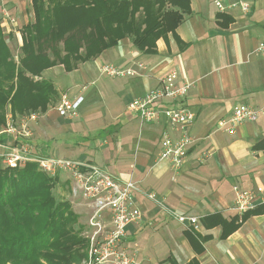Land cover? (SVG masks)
Segmentation results:
<instances>
[{"label":"crops","instance_id":"1","mask_svg":"<svg viewBox=\"0 0 264 264\" xmlns=\"http://www.w3.org/2000/svg\"><path fill=\"white\" fill-rule=\"evenodd\" d=\"M243 1L249 5L247 13L238 8L218 11L212 0H188L186 12L180 7L184 0L179 6L166 3L165 10H178L182 18L174 30L155 41L152 53L138 50L131 37H124L71 71L62 65L43 71L56 72L62 66L67 77L53 107H48L39 123H31L38 130L32 139L33 151L87 161L120 182H137L139 190L132 193V205L141 219L126 228L124 244L137 250L140 264H162L169 255L178 264L193 257L199 264H264V114L239 123L233 134L218 125L237 104L264 105V52L257 50L264 41V0ZM4 6L15 20L8 24L7 33L21 32L34 21L32 0H5ZM138 61L145 68L137 66ZM103 63L131 67L135 74L104 78L99 72ZM171 70L180 81L192 82L177 104L195 113L187 129L193 142L179 171L158 159L160 138L167 129L164 120L141 122L125 112L129 101L154 88ZM62 93L84 97L78 117L57 115L55 105ZM119 115L126 117V125L120 127L116 122ZM95 133L104 136L98 146L90 142ZM55 180L54 189L61 195L78 197L73 209L91 211L86 200L73 194L68 173L59 171ZM235 185L262 188L254 209L244 216L233 210ZM149 191L156 193L165 209L145 196ZM167 210L199 217V227L178 222ZM216 213L226 221L235 219L238 227L222 237L220 224L202 222L203 217ZM104 225H110L106 212ZM186 231L203 238L201 252L194 251ZM164 253L153 261V255Z\"/></svg>","mask_w":264,"mask_h":264},{"label":"trees","instance_id":"2","mask_svg":"<svg viewBox=\"0 0 264 264\" xmlns=\"http://www.w3.org/2000/svg\"><path fill=\"white\" fill-rule=\"evenodd\" d=\"M179 1L32 0L34 21L22 27L17 67L0 28V124L6 109L13 117L48 109L57 92L43 77L45 69L62 65L71 71L124 37L152 53L155 41L182 18L165 4L179 6ZM184 1L182 12L189 9ZM55 183L34 162L0 167V264H74L87 257L86 240L74 228L76 214L67 200L55 198ZM208 220L221 225L222 237L239 225L217 213L202 218L205 225ZM184 235L195 252L202 251V237L191 231ZM162 264L178 263L169 255ZM185 264L199 262L193 257Z\"/></svg>","mask_w":264,"mask_h":264},{"label":"built area","instance_id":"3","mask_svg":"<svg viewBox=\"0 0 264 264\" xmlns=\"http://www.w3.org/2000/svg\"><path fill=\"white\" fill-rule=\"evenodd\" d=\"M212 2L218 11L238 8L243 13H247L250 9L248 3L243 0H212ZM4 3L5 0H0V13L4 22L9 21L14 24L15 20L9 16ZM257 50L264 52V41L258 43ZM136 64L145 68L142 62L138 61ZM99 72L111 78L135 74L131 67H121L112 63L101 64ZM191 86L192 82L180 81L176 71H168L154 88L133 98L125 109L128 116L136 117L141 122L164 120L167 129L160 138L158 159L169 162L174 171H179L182 167L185 154L193 142L187 129L194 120L195 113L191 108L177 104ZM83 98L82 95L69 97L67 93H62L55 105L57 115L68 119L78 117ZM261 114H264V105L254 107L240 103L235 105L229 117L219 121L218 125L228 134H233L239 123L253 121ZM37 117L38 112L16 117L7 113L0 134L9 136L11 143L6 145L0 142L2 164L15 168L27 162H34L40 170L50 175L59 171L68 173L73 184V194L86 200L91 208L87 221L90 230L89 248L87 261L84 264H140L137 250H131L124 244L126 228L141 219L140 211L132 205V193L139 190L137 182L132 180L120 182L105 169L87 161L35 153L30 142V124ZM232 190L235 195L233 210L241 216L255 207L256 197L262 188L257 187L252 190L235 185ZM144 194L163 207L155 192L149 191ZM167 211L178 222L187 223L195 229L199 227V217ZM105 212L109 218L108 227L104 225Z\"/></svg>","mask_w":264,"mask_h":264},{"label":"rangeland","instance_id":"4","mask_svg":"<svg viewBox=\"0 0 264 264\" xmlns=\"http://www.w3.org/2000/svg\"><path fill=\"white\" fill-rule=\"evenodd\" d=\"M9 23H10L9 21H5L4 22V19H3L2 15H1V13H0V28H1L2 32H3L4 41H5L6 45L8 46V48L10 50V53H11V57L13 58V61L15 63V66L17 67L20 64L19 58L21 56V50H20V46L22 44V40L20 38V35H21L20 33L21 32H18L17 31L18 29H16V30H14L15 31L14 33H12V31H10L9 33H7V31L10 29L9 26H8ZM42 75H43L44 78L49 79L53 83V85L55 87V90L57 92L56 97L54 98V100L49 105V108H50V107H53V105L57 101V98H58L59 94L62 92V90H63L62 89V87H63L62 86L63 85L62 83L63 82H66L65 78L67 77L66 76L67 74L64 72L62 66H59L58 67V71H56V72H45L44 74L42 72ZM104 78H107V77L104 76ZM8 112L9 111L6 109L5 110L4 119H6V115H7ZM79 114H80V111H79ZM42 117H43V113H39L38 112V117L33 122H31V123H34V124L39 123L40 120L42 119ZM116 122L119 123L120 127L127 124L126 117L125 116H122V115L121 116L119 115L117 117ZM4 124H5V122L2 125L0 124V131L3 129ZM30 129H31V140H30V142L32 144V139H35L36 138V136L38 135V130H37V128L34 125L31 126V124H30ZM2 135H4V134H0V142H3L6 145L7 144H10L11 143V140H9L8 138H3ZM103 138H104L103 135H100V134H96L95 133L90 138V142L92 143L93 146H98L99 143L103 141ZM1 150H2V148H1ZM0 167H3L4 168L6 166L3 165L2 162L0 161ZM57 173H55L54 175H50V174L49 175L51 177H55V175ZM52 192H53V195L55 196L56 199H59L60 198V199L67 200L69 202L70 206H71L72 211L76 214V223L74 224V228H76L78 230L79 236L82 237L84 240H86L87 248H86L85 252H87V255L86 256H88L89 233H90V230H89V225H88L87 221L89 219V216L91 214V211L90 210L89 211L87 210V212H83L82 213V212H78L76 209H73L72 208L73 203H75L78 200V199H76L78 197H76V198H74V197L67 198L65 196V194L61 195L56 188ZM71 201H72V203H71ZM169 249H170V247L168 245H166L167 254L169 252ZM164 256H165V253L162 256L161 255H158V256L157 255H153L152 258H153V261L155 262L156 260H160ZM86 261H87V257H85V259H83L81 262L74 263V264H84Z\"/></svg>","mask_w":264,"mask_h":264}]
</instances>
